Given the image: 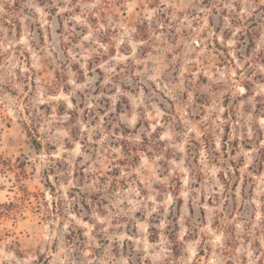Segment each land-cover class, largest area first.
<instances>
[{"label":"rangeland","instance_id":"obj_1","mask_svg":"<svg viewBox=\"0 0 264 264\" xmlns=\"http://www.w3.org/2000/svg\"><path fill=\"white\" fill-rule=\"evenodd\" d=\"M0 154V264H264V0H0Z\"/></svg>","mask_w":264,"mask_h":264},{"label":"trees","instance_id":"obj_2","mask_svg":"<svg viewBox=\"0 0 264 264\" xmlns=\"http://www.w3.org/2000/svg\"><path fill=\"white\" fill-rule=\"evenodd\" d=\"M131 130H127L126 133H123L122 138H118L115 143H112L114 147H119L121 149V157H114V161L116 163L115 167L112 168L111 171H109L107 174L110 176H116L119 172L118 166L119 165H126L127 167L135 166L140 161V152L147 150V143H148V137L146 135H142V139L140 141H133L130 139L129 135L131 134ZM158 137V136H157ZM159 138V137H158ZM83 144L85 146L92 145L87 138L83 139ZM93 146L97 147L96 144L93 143ZM89 150V147H87ZM114 154V153H113ZM7 172H13L16 178V182H18V188L22 191V195L16 198L15 200H11L9 202L0 203V217H10L12 219H17L19 215L22 213L24 204L26 201L29 200L31 196L37 195L36 193H33L27 189L25 186L24 179L28 176V172L26 169V163L24 161H21L19 158H16L15 160L9 157H5L2 154H0V174L7 173ZM76 176L79 174L84 177L85 173L83 168L80 169L78 167V170L75 172ZM78 178V177H77ZM100 181H107L106 176H99L98 177ZM83 179L78 178V182H82ZM123 183L124 181L118 180L115 177L111 179L112 184V190L114 191L118 185ZM125 184V183H123ZM101 188V186H100ZM75 191H77L83 198L84 202L83 204H86L87 207H90L89 202H85L87 198L95 199L98 198L99 195H101V190L93 191L92 193L88 194L84 191H81L78 187L74 188ZM74 191V192H75ZM75 196V195H73ZM100 203L102 201H99ZM264 211V210H263Z\"/></svg>","mask_w":264,"mask_h":264}]
</instances>
